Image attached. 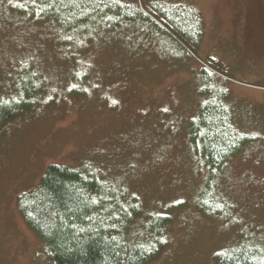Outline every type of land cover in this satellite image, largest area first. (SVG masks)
<instances>
[{
  "label": "rangeland",
  "instance_id": "1",
  "mask_svg": "<svg viewBox=\"0 0 264 264\" xmlns=\"http://www.w3.org/2000/svg\"><path fill=\"white\" fill-rule=\"evenodd\" d=\"M118 1L125 25L75 40L0 0V99L28 78L39 89L0 128V264H52L17 210L50 165L136 197L134 235L168 216L150 264H215L245 242L264 253V0ZM214 101L249 144L215 175L222 214L208 218L195 207L207 170L188 127Z\"/></svg>",
  "mask_w": 264,
  "mask_h": 264
},
{
  "label": "trees",
  "instance_id": "2",
  "mask_svg": "<svg viewBox=\"0 0 264 264\" xmlns=\"http://www.w3.org/2000/svg\"><path fill=\"white\" fill-rule=\"evenodd\" d=\"M17 2L11 11L41 22L53 21L75 40L116 32L130 20L118 0ZM138 11L150 21L151 14ZM38 91L28 78L5 93L0 99V128L29 112ZM188 138L207 170L195 207L205 217H220L221 202L211 190L215 175L245 149L249 139L232 126L219 101L198 108ZM109 190L93 172L50 165L40 184L18 197L17 210L46 246L52 264H150L166 246L162 233L169 217L149 215L142 233L134 235L141 204L134 196L121 197ZM214 263L264 264V253L256 244L245 242L215 254Z\"/></svg>",
  "mask_w": 264,
  "mask_h": 264
},
{
  "label": "flooded vegetation",
  "instance_id": "3",
  "mask_svg": "<svg viewBox=\"0 0 264 264\" xmlns=\"http://www.w3.org/2000/svg\"><path fill=\"white\" fill-rule=\"evenodd\" d=\"M262 30H263V29H262ZM262 30H261V31H262Z\"/></svg>",
  "mask_w": 264,
  "mask_h": 264
}]
</instances>
